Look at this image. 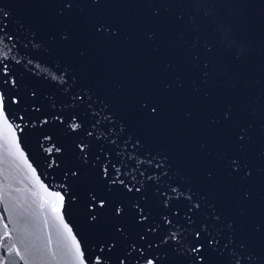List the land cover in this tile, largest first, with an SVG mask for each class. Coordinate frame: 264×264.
Returning a JSON list of instances; mask_svg holds the SVG:
<instances>
[{"label":"water","instance_id":"1","mask_svg":"<svg viewBox=\"0 0 264 264\" xmlns=\"http://www.w3.org/2000/svg\"><path fill=\"white\" fill-rule=\"evenodd\" d=\"M196 230L264 264V0H0V264H192Z\"/></svg>","mask_w":264,"mask_h":264},{"label":"snow or ice","instance_id":"2","mask_svg":"<svg viewBox=\"0 0 264 264\" xmlns=\"http://www.w3.org/2000/svg\"><path fill=\"white\" fill-rule=\"evenodd\" d=\"M7 81H5L6 83ZM95 219V217L93 216V220ZM202 233L200 230H196L194 232V236L196 238V240H192L191 237H189L188 242L191 243V250L195 253H197V255L193 256L191 258V262L192 264H197V261L200 262V264H204V256L209 255V250L213 252L218 251V245H219V241L215 239V237L211 236L210 234H208V238L206 241L203 240L202 238ZM205 243H207L208 245V249H204V245ZM79 247V246H77ZM111 249V245H109V250ZM203 249V255H200L201 251ZM101 251H103V249L101 248ZM101 257V256H100ZM101 264H106V260H101Z\"/></svg>","mask_w":264,"mask_h":264}]
</instances>
